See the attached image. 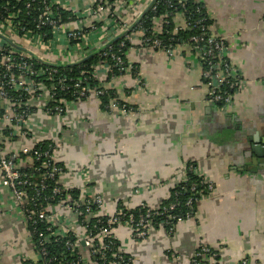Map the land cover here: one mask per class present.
<instances>
[{
    "label": "built area",
    "instance_id": "1",
    "mask_svg": "<svg viewBox=\"0 0 264 264\" xmlns=\"http://www.w3.org/2000/svg\"><path fill=\"white\" fill-rule=\"evenodd\" d=\"M23 4H0V201L3 195L10 202L8 209L23 225L28 241L16 264H138L132 244L149 243L156 228L173 234L192 216L171 213L179 205L175 202L160 212V206L145 202L132 208L108 201L87 185L70 187L57 159L68 136L65 131L71 129L66 119L70 105L116 92L117 83L126 95L147 92L142 61L157 55L169 61L187 52L198 57L207 99L224 110L247 82L229 59L225 40L212 33L202 0H88L75 9L71 0ZM160 6L166 10L158 15ZM188 30L195 33L184 38ZM94 54L98 61L91 70L74 75V66L80 68ZM118 99L122 103L112 99L107 108L130 113L128 103ZM40 112L64 125L55 138L31 128L32 117ZM42 134L48 138H39ZM42 169L46 171L37 178L34 171ZM199 175L206 191L202 198H209L215 185L208 175ZM186 181L183 172L179 184ZM194 201L191 197L186 204ZM156 215H164L158 227ZM221 260L220 251L200 241L189 264ZM251 263L244 256L238 264Z\"/></svg>",
    "mask_w": 264,
    "mask_h": 264
},
{
    "label": "crops",
    "instance_id": "2",
    "mask_svg": "<svg viewBox=\"0 0 264 264\" xmlns=\"http://www.w3.org/2000/svg\"><path fill=\"white\" fill-rule=\"evenodd\" d=\"M87 1L71 4L75 9ZM202 1L212 33L225 40L229 59L247 82L229 109L208 101L198 57L186 51L174 61L163 55L142 61L147 92L126 95L116 84L130 113L90 97L71 104L66 114L71 129L57 159L70 187L87 185L127 207H158L188 163L215 185L198 202L197 216L173 234L156 228L149 243L131 245L138 264H189L200 241L220 251L222 264H238L244 256L264 264V0ZM30 126L51 138L64 130L44 112ZM1 199L0 264H16L28 250L27 236L10 202Z\"/></svg>",
    "mask_w": 264,
    "mask_h": 264
},
{
    "label": "trees",
    "instance_id": "3",
    "mask_svg": "<svg viewBox=\"0 0 264 264\" xmlns=\"http://www.w3.org/2000/svg\"><path fill=\"white\" fill-rule=\"evenodd\" d=\"M26 0H23L22 2H16L15 0H1L0 4L2 5H7L10 4L11 7L13 5H17L19 7H24L23 2ZM203 12L206 13V7L205 5L202 7ZM166 10V8L164 6H160L159 7V12L158 15L163 13ZM209 23L212 24V19L209 21ZM151 21L148 20L147 25H150ZM28 27H33V25H27ZM195 33L191 30L186 31V34H184V38H187L190 34ZM125 51V50H124ZM123 51V53H124ZM124 58H126V55H123ZM98 61V56L97 55H91L87 60H85L81 65L80 68H78L77 66H74V75H78L80 73L81 70L84 69H88L91 70V66L96 63ZM116 73L118 74V72L116 71ZM72 98V96H71ZM119 95L114 91H108V93L104 96H102L101 98H99L102 103H104L105 105H109L110 101L112 99H116L119 101ZM88 98H83L81 100H86ZM120 103H122V101H119ZM215 105H217L218 107H221L220 103H213ZM130 106V105H129ZM40 166V163L35 164L34 166ZM187 167L190 168L192 167L191 170H187V181L180 183L179 185H176L174 188L171 189L170 191V197L169 199H166L162 202V204L160 205V212L162 211V207L163 206H168L171 203H179V205L177 206V208L173 211H171V213L173 214H177L180 217L183 218H187V214H189L190 216H192L191 218H195L197 216L198 213V202L200 200H202V194H204L205 191V186L201 184L202 181V176L199 175L198 171H196V165L193 163H188ZM29 171H33V170H29ZM46 169H42L40 173H37L36 171H34V173L37 175V178H40L41 175H43V172H45ZM194 186V187H193ZM193 198L195 201L193 202L192 205H187L186 202L188 201L189 198ZM139 210V209H138ZM164 218V215H156L154 217V225L156 227L159 226V222L161 219ZM174 219L171 220V224H174Z\"/></svg>",
    "mask_w": 264,
    "mask_h": 264
},
{
    "label": "water",
    "instance_id": "4",
    "mask_svg": "<svg viewBox=\"0 0 264 264\" xmlns=\"http://www.w3.org/2000/svg\"><path fill=\"white\" fill-rule=\"evenodd\" d=\"M263 142H264V139H263ZM256 143H257V144H260V140L257 139V140H256ZM258 149H259V147H256V150H258Z\"/></svg>",
    "mask_w": 264,
    "mask_h": 264
}]
</instances>
